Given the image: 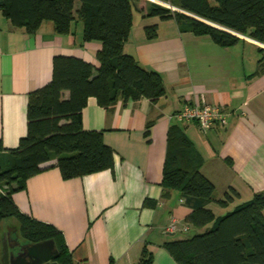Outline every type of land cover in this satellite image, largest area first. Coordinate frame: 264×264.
<instances>
[{
    "label": "crops",
    "instance_id": "1",
    "mask_svg": "<svg viewBox=\"0 0 264 264\" xmlns=\"http://www.w3.org/2000/svg\"><path fill=\"white\" fill-rule=\"evenodd\" d=\"M153 1L136 2L124 52L162 76L164 95L156 101L119 98L112 109L90 96L83 109V128L102 131L115 152L114 166L65 179L52 160L13 195L22 213L63 233L75 264H138L144 248L152 253V264H179L164 243L181 239L184 231L166 227L177 219L180 227L190 226L187 233L195 229L187 222L192 208L180 193L163 197L167 137L175 123L203 155L202 173L215 184L216 200L230 189L237 193L226 207L209 205L216 216L264 192V72L258 73L264 45L240 33L239 42L226 47L209 36L182 32L174 19L147 16ZM153 25L157 37L148 39L146 27ZM102 46L84 40L81 20H74L68 33H58L52 21L31 33L0 11V139L6 149L17 148L26 135L29 94L52 80L54 58L77 57L96 69ZM187 101L224 107L227 125L203 131L195 122L178 120Z\"/></svg>",
    "mask_w": 264,
    "mask_h": 264
},
{
    "label": "trees",
    "instance_id": "2",
    "mask_svg": "<svg viewBox=\"0 0 264 264\" xmlns=\"http://www.w3.org/2000/svg\"><path fill=\"white\" fill-rule=\"evenodd\" d=\"M139 0H0V11L16 27L35 32L43 21H52L58 33L70 32L74 20L84 23V40L102 42L95 67L77 57L56 56L52 80L29 94L27 133L15 149L0 139V264L2 234L17 229L26 244L54 240L59 264H75L63 233L54 225L20 211L14 193L26 188L27 180L56 160L65 179L81 177L114 166L115 152L102 131H87L83 109L94 96L112 109L119 98L125 102L143 97L158 100L165 93L162 76L142 67L124 52ZM180 10L152 2L147 16L174 19L180 31L209 36L221 46L239 42L237 33L264 44V0H160ZM185 11V12H182ZM148 39L157 37V26H147ZM258 73L264 72V47ZM152 123L147 126L149 133ZM167 155L161 182L163 197L178 191L192 208L187 222L196 230L187 239L164 243L179 264H264V192L221 216L209 205L226 207L237 194L234 189L216 200V186L202 173L204 157L181 124L168 131ZM152 204L151 200L146 201ZM211 224V227H208ZM207 227V228H206ZM144 248L138 264H152Z\"/></svg>",
    "mask_w": 264,
    "mask_h": 264
},
{
    "label": "built area",
    "instance_id": "3",
    "mask_svg": "<svg viewBox=\"0 0 264 264\" xmlns=\"http://www.w3.org/2000/svg\"><path fill=\"white\" fill-rule=\"evenodd\" d=\"M156 1L161 4H168L160 0ZM175 116L178 120L183 122H195L201 130L207 131L216 126L225 127L228 123L229 113L224 107L217 104L187 101ZM179 230L187 232L190 230V226L186 224L183 227H180L179 221L173 219L166 227V231L172 233Z\"/></svg>",
    "mask_w": 264,
    "mask_h": 264
},
{
    "label": "water",
    "instance_id": "4",
    "mask_svg": "<svg viewBox=\"0 0 264 264\" xmlns=\"http://www.w3.org/2000/svg\"><path fill=\"white\" fill-rule=\"evenodd\" d=\"M174 8L180 10L179 8ZM11 242L10 232L4 233L3 264H59L57 261L59 253L52 239L34 244H26L17 254L12 252Z\"/></svg>",
    "mask_w": 264,
    "mask_h": 264
},
{
    "label": "rangeland",
    "instance_id": "5",
    "mask_svg": "<svg viewBox=\"0 0 264 264\" xmlns=\"http://www.w3.org/2000/svg\"><path fill=\"white\" fill-rule=\"evenodd\" d=\"M160 4H161V3H160ZM163 5H165V6L169 7L170 9L176 11V9L174 8V6H171V5H169V4H163ZM8 228H9V227H8ZM10 229H12L13 232L17 233V229H13V228H10ZM196 233H197L196 230H192V231H190V232H188V233H187V232H185V233H184V232H183V233H179L178 236H181V239H187V238H190V237L194 236ZM3 235H4V232H3V234H2V242H3ZM16 237L19 238V235H18V234H16V235H13V234H12L10 238H14V239H16ZM3 252H4V243H3ZM2 256H3V254H2Z\"/></svg>",
    "mask_w": 264,
    "mask_h": 264
},
{
    "label": "flooded vegetation",
    "instance_id": "6",
    "mask_svg": "<svg viewBox=\"0 0 264 264\" xmlns=\"http://www.w3.org/2000/svg\"><path fill=\"white\" fill-rule=\"evenodd\" d=\"M11 241H12V252L14 254H17L23 248L24 244H26L23 241H17L14 238H11Z\"/></svg>",
    "mask_w": 264,
    "mask_h": 264
}]
</instances>
